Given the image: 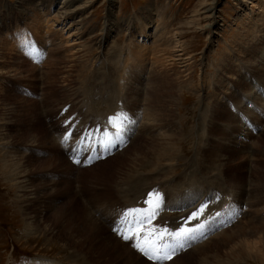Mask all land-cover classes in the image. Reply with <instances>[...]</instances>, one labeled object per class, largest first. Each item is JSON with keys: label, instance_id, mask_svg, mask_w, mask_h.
I'll return each mask as SVG.
<instances>
[{"label": "rangeland", "instance_id": "rangeland-1", "mask_svg": "<svg viewBox=\"0 0 264 264\" xmlns=\"http://www.w3.org/2000/svg\"><path fill=\"white\" fill-rule=\"evenodd\" d=\"M30 2L0 0V264H264L242 259L237 238L241 228L264 229V0H82L80 32L54 20L51 41L48 10ZM110 12L121 27L100 50L93 39ZM165 33L185 49H153ZM158 107L168 113L154 120ZM119 113L117 134L108 119ZM153 191L164 201L157 228L175 231L209 203L187 223L202 225L196 238L171 261L148 260L135 238L114 231L134 229L123 214L148 207ZM87 207L100 224L72 248Z\"/></svg>", "mask_w": 264, "mask_h": 264}, {"label": "bare ground", "instance_id": "bare-ground-1", "mask_svg": "<svg viewBox=\"0 0 264 264\" xmlns=\"http://www.w3.org/2000/svg\"><path fill=\"white\" fill-rule=\"evenodd\" d=\"M21 1V0H20ZM31 2V6L33 7V8H39V9H45V10H48L47 11V13H46V21H47V26H49V28L48 29H46L47 30V32L45 31V34H46V37H50L51 36V31L50 30H52V27L50 26V24L52 25L53 23H54V20H60L61 21V23L62 24H64L66 21H68L70 24L67 26L68 28H71L70 26L72 25L71 24V22L73 23V24H76V25H74L76 28H75V32H73L72 34H74V33H77L76 31H78V33L80 32V30H81V28H82V26H81V23L84 21H80L79 19H76L75 20V18L77 17V15H78V13H76V10L78 9V8H82V7H77L76 6V4H78V3H82V0H61V3H60V6H59V9L57 10V12L54 14V15H52L53 14V12H52V7L54 6V4L56 3V1H58V0H30ZM87 3V2H86ZM86 3H84L83 4V6L85 7V6H87V4ZM86 4V5H85ZM114 0H111V2H110V6L109 7H111V6H113L114 7ZM28 6V5H27ZM42 6H43V8H42ZM58 6V5H57ZM31 7V8H32ZM31 10H33V9H31ZM154 10V9H153ZM157 11V10H156ZM157 14H158V16L160 15V13H158L157 12ZM45 15V14H44ZM108 15V17H109V19H107L106 20V31H105V33H104V35H102L101 37H99V38H96V39H93L94 40V42H93V46L94 47H96L97 49H100L101 50V48H103L104 47V45H106L107 43H109L110 41H111V38L112 37H114V34H116L118 31H119V27H121L120 26V24H119V22L118 21H115L114 22V19H112V17L114 16L113 15V13L112 12H110L109 14H107ZM154 15H156V12L155 13H153V15H150L146 20H147V23L145 24V28L147 29L148 28V26L149 25H151V23L154 21ZM212 15V14H211ZM69 18H71L70 20H69ZM89 19V18H88ZM74 20H75V23H74ZM79 20V21H78ZM87 19H85V21H86ZM123 20V19H122ZM162 20V19H161ZM124 21V20H123ZM127 23V22H126ZM189 23V22H188ZM211 23H213V21L211 22ZM211 23L209 24V26H211ZM78 24V25H77ZM83 24V23H82ZM127 24H130V23H127ZM149 24V25H148ZM54 25V24H53ZM160 25H162V24H157L156 25V28H158ZM85 28V27H84ZM126 29L127 30H129L130 31V26H128L127 25V27H126ZM65 30V26H63L62 27V32H65L64 31ZM70 30V29H69ZM84 31H85V29H84ZM50 32V33H49ZM90 32V31H89ZM68 34V33H67ZM176 34V33H175ZM69 36H71L70 34L69 35H67V37H69ZM72 36H74V35H72ZM80 36V35H79ZM88 37V36H87ZM93 37V36H92ZM51 38V37H50ZM70 38V37H69ZM91 38V37H90ZM94 38V37H93ZM115 38V37H114ZM47 40V39H46ZM50 41L52 40V38L51 39H49ZM90 40V39H89ZM161 41L157 44V45H155L154 46V48L153 49H157L158 51L157 52H161L162 51V48H164V47H166L168 44H172L171 46H172V48H176V46H177V48L178 49H175V51H182V50H184L185 48H184V44H182L181 43V41L176 37V35H170V34H168V33H165L163 36H161V39H160ZM175 42H174V41ZM75 41V40H74ZM0 42H1V39H0ZM70 42V41H69ZM82 42V41H81ZM80 42V43H81ZM91 42V41H90ZM112 42H114V41H112ZM175 43H177L176 45H175ZM76 44L77 45H79L78 43H75V42H72L71 44H70V47L71 46H74V47H72L73 49L75 48V46H76ZM84 44V43H83ZM90 44V43H89ZM10 45H12V44H10ZM65 45H67V44H65ZM13 46V45H12ZM80 46H82V45H80ZM84 46V45H83ZM183 47V48H182ZM14 48V47H13ZM72 49V50H73ZM110 49V48H109ZM109 49H107V50H109ZM132 49V48H131ZM135 49V48H134ZM150 49H151V47H150ZM65 50V49H64ZM91 50L92 49H88V52L89 53H91ZM133 50V49H132ZM138 50V49H137ZM165 51H167V50H165ZM164 51V52H165ZM8 52V51H7ZM71 52V51H70ZM81 52V51H80ZM102 52V51H101ZM111 52V51H110ZM122 52V51H121ZM133 52V51H132ZM151 52V51H150ZM156 52V53H157ZM73 53V52H72ZM79 53V52H78ZM135 54V53H134ZM137 54V53H136ZM153 54H155L154 52H153ZM83 55V54H82ZM129 55V54H128ZM141 55V54H140ZM182 54H177V57H179L178 59L181 61V56ZM143 56V55H142ZM150 56H152V55H150ZM155 56V55H154ZM73 57V56H72ZM129 57V56H128ZM81 58V57H80ZM122 58V57H121ZM130 58H132L131 56H130ZM194 58V57H193ZM1 59H3V56H1L0 55V61H1ZM77 59V58H76ZM107 59V58H106ZM127 59V58H126ZM152 59V63H153V61H154V63L156 62V64H157V62L159 63V60H156V58H151ZM150 59V60H151ZM155 59V60H154ZM85 60V59H84ZM111 60V59H110ZM128 60V59H127ZM146 60V59H145ZM164 60V59H163ZM107 61H108V59H107ZM184 61V60H183ZM51 62V61H50ZM88 62V61H87ZM106 62V61H105ZM52 64V63H51ZM50 64V65H51ZM102 64H104V63H102ZM69 66V65H68ZM102 66V65H101ZM111 66V65H110ZM115 66V65H114ZM104 68H106L105 67V65H104ZM105 70V69H104ZM3 72V71H2ZM157 72V71H156ZM1 73V72H0ZM101 73V72H100ZM3 74V73H2ZM104 74V73H103ZM162 75H163V73H162ZM103 79V78H102ZM162 80H163V78H161ZM160 80V79H159ZM165 81V80H164ZM199 82H200V80H199ZM113 83V82H112ZM125 83V82H124ZM152 83V82H151ZM159 83V82H158ZM166 83V82H165ZM156 84V83H155ZM163 84V83H162ZM169 86V85H168ZM175 87H177V86H175ZM167 88V87H166ZM106 89V88H105ZM151 89V88H150ZM154 89H155V87H154ZM168 89V88H167ZM166 89V90H167ZM174 89V88H173ZM159 90V89H158ZM157 90V91H158ZM151 91H153V90H151ZM155 91H156V89H155ZM160 91V90H159ZM168 91H170V90H168ZM176 91H177V89H176ZM199 91V90H198ZM154 92V91H153ZM161 92V91H160ZM175 92V91H174ZM165 93H167V92H165ZM170 93L171 92H169V93H167V94H169L170 95ZM177 93V92H176ZM172 94V93H171ZM179 94V93H178ZM104 95V94H103ZM162 95V94H161ZM105 96H107V95H105ZM167 96V95H166ZM147 98V97H146ZM161 98V96H159V94L158 93H154V97L152 98L153 99V102H158L159 103V99ZM88 101L87 102H89V101H91L92 102V98H90V97H88V99H87ZM95 100V99H94ZM170 100H171V97H170ZM173 100H175V99H173ZM108 101V100H107ZM170 103V102H169ZM101 104V103H100ZM144 106V105H143ZM108 107V106H107ZM157 107V106H156ZM159 109H156L154 112H152V117H153V119L154 120H158V119H162V118H159V116H162V117H164L165 116V114H167L168 112H167V110L165 109V108H160V107H158ZM112 110V109H111ZM167 112V113H166ZM169 115V114H168ZM167 115V116H168ZM165 118V117H164ZM151 120H152V118H151ZM142 121V120H141ZM146 122H147V120H145ZM145 121H143L144 122V124H145ZM165 121V120H164ZM142 122V123H143ZM152 122V121H151ZM150 122V123H151ZM158 122V121H157ZM141 123V122H140ZM149 123V122H148ZM162 126H163V124H162ZM147 128V127H146ZM247 128V127H246ZM149 129V128H148ZM141 130V129H140ZM146 132V131H145ZM137 134V133H136ZM141 134V133H140ZM139 135V134H138ZM151 135H152V133H151ZM173 135V134H172ZM153 136V135H152ZM167 136V138H168V136L169 135H166ZM141 137V136H140ZM142 137H143V135H142ZM141 137V138H142ZM170 137H172V136H170ZM135 138V137H134ZM162 139H165V138H162ZM168 139H173V137L172 138H168ZM168 139H166V140H164V142L166 141V144H167V146H168V144H170V145H172L171 143H168L169 142V140ZM61 140V139H60ZM143 140V139H142ZM146 140V139H145ZM160 141V140H159ZM163 141V140H162ZM161 141V142H162ZM171 141V140H170ZM175 141V140H174ZM143 142V141H142ZM163 142V143H164ZM131 144V143H130ZM161 144V143H160ZM159 144V145H160ZM166 144H165V146H166ZM163 145V144H162ZM127 148V147H126ZM171 148V147H170ZM158 150H161V149H158ZM163 150V149H162ZM156 151V150H155ZM154 151V152H155ZM163 151H165V150H163ZM171 151V150H170ZM160 152V151H159ZM158 153V152H157ZM163 152H161V154H162ZM169 153V152H168ZM171 153V152H170ZM169 153V154H170ZM124 154H126V153H123V154H121V155H118V157H115L114 159H116V158H120V157H122L120 160H121V162L120 163H118L117 164V171H119V172H122V171H124V169H122V168H120L119 167V165H124V163H125V161H124V158H123V156H124ZM155 155V154H154ZM136 156V155H135ZM157 156V155H156ZM163 156H164V154H163ZM156 158V157H155ZM168 158V157H167ZM114 159H112V160H114ZM173 159V158H172ZM136 160V159H135ZM139 160V159H138ZM119 161V160H118ZM110 162V160L108 161V162H106V163H104V164H101V165H106V164H108ZM136 162V161H135ZM148 172H150V171H148ZM153 172V171H152ZM123 174V173H122ZM122 176V175H121ZM22 177L23 176H21V179H22ZM130 177H133V176H130ZM150 177V176H149ZM134 178V177H133ZM139 178H140V176H139ZM148 178V177H147ZM128 180V179H127ZM135 180H136V178H135ZM139 180V179H138ZM144 180H146V179H144ZM251 180V179H250ZM107 181V180H106ZM124 181H125V179H124ZM130 181H132V180H130ZM142 181V180H141ZM128 183V182H127ZM130 183H132V182H130ZM140 183V182H139ZM145 183V182H144ZM240 183V182H239ZM134 184V183H133ZM141 184V183H140ZM127 185V184H126ZM174 185V184H173ZM241 185V184H240ZM135 186V185H134ZM137 186V185H136ZM145 187V186H144ZM242 187V186H241ZM133 188V187H132ZM146 188V187H145ZM254 188V187H253ZM142 189V188H141ZM144 189V188H143ZM251 189V188H250ZM137 189L135 188V190L134 191H136ZM146 190V189H145ZM129 191V190H128ZM139 191V190H138ZM258 191V190H257ZM263 191V190H262ZM98 192V191H97ZM245 192V191H244ZM255 192H256V190H255ZM135 193V192H134ZM264 193V192H263ZM128 194V193H127ZM224 194V193H223ZM98 195V194H97ZM142 195V194H141ZM250 195V194H249ZM128 196V195H127ZM236 196V195H235ZM101 197V196H100ZM141 197V196H140ZM217 197V196H216ZM227 197V196H226ZM102 198V197H101ZM118 198V197H117ZM120 198H122V197H120ZM239 198V197H238ZM255 199V198H254ZM253 199V200H254ZM125 200V199H124ZM135 200V199H134ZM252 200V201H253ZM108 201V200H107ZM113 202V201H112ZM125 202V201H124ZM259 202V201H258ZM263 202V201H262ZM261 202V203H262ZM122 203V202H121ZM260 203V204H261ZM93 204V203H92ZM103 204V203H102ZM220 204V203H219ZM247 204V203H246ZM253 204V203H252ZM252 204H250V206H252ZM115 205V204H114ZM258 205V204H257ZM262 206V205H261ZM97 207L98 208H100V207H102L101 205H98L97 206V204L95 205V206H93V210L95 211L96 209H97ZM262 208V207H261ZM88 209V210H87ZM87 209L85 208L84 209V212H82V213H80L79 214V218H80V229H81V238H74V239H72V241L74 242V243H72V248H75V246H79V244H86L87 242H91L92 241V239L94 238L93 236H94V233L96 232L95 231V224L96 223H98V224H100L99 223V220H98V218L94 215V213L90 210V208L89 207H87ZM184 211V210H183ZM186 212H189V210L187 209L186 210ZM186 214V213H185ZM249 214V213H248ZM99 217V216H98ZM245 217V216H244ZM243 217V218H244ZM100 218V217H99ZM245 219V218H244ZM243 219V220H244ZM239 223H240V221H239ZM238 223V224H239ZM259 224L260 225H262V224H264V223H261V222H259ZM84 225H86V226H90L91 228L89 229V231L84 227ZM86 233V234H84V233ZM259 232H262V234L260 233V235L258 234L257 235V233H259ZM107 236H108V234H107ZM251 236H258V241H254L253 239H250L251 238ZM111 238V237H110ZM237 238H240V257L242 258V259H244V260H247V258H250V259H253V261H255V262H260L261 260H263L264 259V229L263 230H261L260 229V227H258V226H253V227H249V228H241V230H240V235L237 237ZM108 239V238H107ZM211 240H213L212 238H211ZM232 240H234V239H232ZM210 241V240H209ZM103 243V242H102ZM209 243V242H208ZM108 244V243H107ZM109 244H111V243H109ZM211 244V243H210ZM66 245V244H65ZM207 245V244H206ZM213 245V244H212ZM216 245V244H215ZM102 246V245H101ZM77 248V247H76ZM101 248V247H100ZM210 249V248H209ZM71 250V249H70ZM194 250V249H193ZM205 250V249H204ZM75 251V250H74ZM79 251V250H78ZM75 252H77V251H75ZM194 252H195V250H194ZM83 253V252H82ZM201 254V253H200ZM208 254V253H207ZM119 256V255H118ZM185 256V255H184ZM210 256V255H209ZM128 257H129V255H128ZM187 257V256H186ZM211 257V256H210ZM80 259V258H79ZM143 259V258H142ZM205 260H206V258H204ZM214 259V258H213ZM217 259V258H216ZM215 259V260H216ZM77 261V260H76ZM186 261H188V260H186ZM178 262H179V260H178ZM205 262H207V260L205 261ZM134 263V262H133ZM187 263V262H186ZM178 264V263H177ZM189 264V263H188ZM206 264V263H205Z\"/></svg>", "mask_w": 264, "mask_h": 264}, {"label": "snow or ice", "instance_id": "snow-or-ice-1", "mask_svg": "<svg viewBox=\"0 0 264 264\" xmlns=\"http://www.w3.org/2000/svg\"><path fill=\"white\" fill-rule=\"evenodd\" d=\"M124 119H126V117L123 113H119L110 117L108 119V124L116 128L117 134H119L123 128ZM71 136V132H66L61 143L70 140ZM75 162L80 163L79 160ZM145 204H147L148 207L128 208L123 214L125 219L129 216L134 218V229L128 228L127 231H122L121 228L117 227L114 231L122 235L123 239L126 241L135 238L133 247L148 260L156 262L171 261L178 249L183 250L186 241L196 238L195 233L202 225H198L197 228H191L187 226V223L189 221L198 220L209 207L208 202L201 203L199 207L195 211H192L186 218L184 225L172 231L167 227L157 228L152 225L153 219H155L164 207L161 194L156 191L148 193V199L145 201ZM216 215H219V213ZM145 224H147V227H145Z\"/></svg>", "mask_w": 264, "mask_h": 264}]
</instances>
